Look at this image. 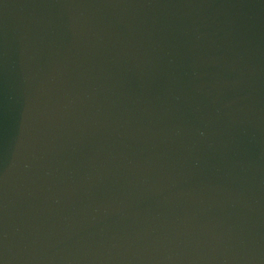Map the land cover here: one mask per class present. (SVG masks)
Returning a JSON list of instances; mask_svg holds the SVG:
<instances>
[{"label":"water","instance_id":"1","mask_svg":"<svg viewBox=\"0 0 264 264\" xmlns=\"http://www.w3.org/2000/svg\"><path fill=\"white\" fill-rule=\"evenodd\" d=\"M0 264H264V0H0Z\"/></svg>","mask_w":264,"mask_h":264}]
</instances>
